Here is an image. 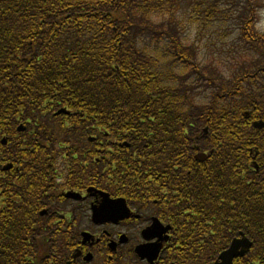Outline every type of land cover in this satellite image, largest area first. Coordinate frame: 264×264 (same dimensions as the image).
I'll return each mask as SVG.
<instances>
[{"label":"trees","instance_id":"trees-1","mask_svg":"<svg viewBox=\"0 0 264 264\" xmlns=\"http://www.w3.org/2000/svg\"><path fill=\"white\" fill-rule=\"evenodd\" d=\"M227 1H242L235 19L244 53L224 72L201 61L191 36L232 19ZM256 3L0 0V136L10 146L5 153L32 155L41 178L46 144L90 136L94 147L127 141L118 153L119 169L131 175L147 170L154 177L179 173V201L186 204L179 207L178 218L185 221L177 224L178 233L244 232L254 239V261L264 264V127L254 126L264 120V32L257 28ZM61 108L68 113L56 114ZM21 123L24 131L18 130ZM211 149L205 161L196 160L199 151ZM97 164L102 169L107 162ZM117 178L125 184V176ZM42 236L27 255L26 249L1 247L0 264H47Z\"/></svg>","mask_w":264,"mask_h":264},{"label":"flooded vegetation","instance_id":"flooded-vegetation-1","mask_svg":"<svg viewBox=\"0 0 264 264\" xmlns=\"http://www.w3.org/2000/svg\"><path fill=\"white\" fill-rule=\"evenodd\" d=\"M125 142L109 139L94 147V138L46 144L49 152L39 178L33 156L6 154L9 140L0 136V225L5 226L0 249H26L23 255H27L41 234L47 264H256L251 236L247 235L252 243L245 254L234 256L230 263L221 256L241 234L178 233L177 224L185 221L178 218L179 207L186 204L179 201L183 199L179 173L157 172L154 177L147 170L131 175L119 169L118 153L125 150ZM25 146L20 149L32 150ZM103 160L107 165L98 169ZM118 175L125 176L124 185H118ZM37 179L41 184L34 191ZM130 180L139 185H129ZM110 202L122 211L102 213L100 209ZM11 221L16 225L10 226ZM185 237L198 240L186 242Z\"/></svg>","mask_w":264,"mask_h":264},{"label":"rangeland","instance_id":"rangeland-1","mask_svg":"<svg viewBox=\"0 0 264 264\" xmlns=\"http://www.w3.org/2000/svg\"><path fill=\"white\" fill-rule=\"evenodd\" d=\"M256 2L257 28L264 32V0H256ZM241 3L242 1L236 5L232 1H227L226 7L232 10L233 18L229 19L222 27L214 24L210 31H204L199 35L193 31L191 36L192 38L196 37V42L201 47V61L215 63L217 69L224 70V72H228L235 66L233 65L235 61L240 59L238 54L244 53L238 40L237 20L235 19ZM217 30H222L223 35L217 34ZM198 99L201 98L198 97Z\"/></svg>","mask_w":264,"mask_h":264},{"label":"water","instance_id":"water-1","mask_svg":"<svg viewBox=\"0 0 264 264\" xmlns=\"http://www.w3.org/2000/svg\"><path fill=\"white\" fill-rule=\"evenodd\" d=\"M254 125L258 128H263L264 122L263 121L255 122ZM19 129H21V127ZM206 158H207V154L203 152L196 155V159L199 161H204ZM250 244L251 242L246 237H243L239 240L236 239L232 243L231 247L225 253H223L221 257L223 260H228L231 263L233 257L236 255H243L245 253V250L249 248ZM241 246L243 247L242 250H240Z\"/></svg>","mask_w":264,"mask_h":264},{"label":"snow or ice","instance_id":"snow-or-ice-1","mask_svg":"<svg viewBox=\"0 0 264 264\" xmlns=\"http://www.w3.org/2000/svg\"><path fill=\"white\" fill-rule=\"evenodd\" d=\"M102 213H112V212H120L122 211L116 202H110L109 206L100 209ZM226 239V237H225Z\"/></svg>","mask_w":264,"mask_h":264}]
</instances>
